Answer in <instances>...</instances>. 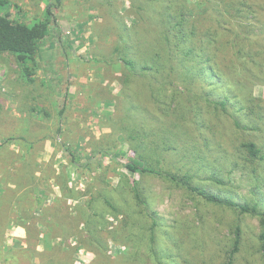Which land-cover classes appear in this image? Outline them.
<instances>
[{
  "label": "rangeland",
  "instance_id": "rangeland-1",
  "mask_svg": "<svg viewBox=\"0 0 264 264\" xmlns=\"http://www.w3.org/2000/svg\"><path fill=\"white\" fill-rule=\"evenodd\" d=\"M201 1L191 0L195 12ZM151 4L0 0V13L13 22L31 24L43 17L46 6L54 18L39 43L33 81L23 77L15 55L0 52V264L23 246L4 235L20 222H27L26 245L38 251L32 264H225L230 255L235 264H264L256 216L208 203L164 176L124 167L130 160L155 165L151 152L140 159L142 148L133 147L136 141L127 135L134 125L142 127L146 146H160L165 169L191 166L194 180L208 190L264 209V159L256 164L243 160L237 146L248 134L228 116L211 109L206 114L213 131L205 134L215 141L210 140L206 157L197 151L199 161L181 156V146L191 144L183 137L171 141L175 149H162L160 127L146 117L149 111L164 119L148 96V79L130 75L128 80L113 51L121 20L133 35L137 15ZM242 75L236 71L232 80L220 75L210 88L249 122L236 86L244 82ZM259 77L252 93L264 97V76ZM256 136L264 139V133ZM135 180L146 208L131 191ZM36 200L42 212L30 211Z\"/></svg>",
  "mask_w": 264,
  "mask_h": 264
},
{
  "label": "trees",
  "instance_id": "trees-1",
  "mask_svg": "<svg viewBox=\"0 0 264 264\" xmlns=\"http://www.w3.org/2000/svg\"><path fill=\"white\" fill-rule=\"evenodd\" d=\"M150 1L152 4L147 12L141 17L137 15L133 35L128 34V27L121 20L122 33L113 51L124 63L128 80L130 75L147 77L148 96L164 119L158 120L149 111H146V117L157 121L159 134L163 135L162 149H175L171 141L183 137L191 144L181 146L182 157L199 161L198 152L202 153V158L206 157L210 140L215 141L211 139L215 138L213 135L205 134V130L213 131L210 120L206 118L211 109L215 111L214 114L228 116L238 130L248 134L239 142L237 151L243 155V160L251 164L259 163L264 159V139L259 140L256 135L264 133V97L253 95L252 84L260 83L257 81L262 79L259 76H264V0H202L195 8H198L196 12L191 0ZM43 14L41 19L27 24L13 22L0 13V52L15 55L23 77L29 82L33 81L39 43L54 20L50 6H46ZM143 24H146L144 29ZM150 31L152 37L148 35ZM236 71L237 74L242 71L245 76L242 75L244 82L238 80L236 86L243 106L251 117L249 122H243L237 116L227 97L210 88L212 80L218 76L226 75L232 80L231 74L235 75ZM169 91L174 100L166 99ZM177 98L179 101L175 103ZM133 127L135 130L127 135L130 141H136L133 147L142 148L143 152L138 156L145 161L147 153H153L155 165L147 166L145 162L130 160L124 164L125 168L134 173L164 176L208 203L232 207L241 213L256 216L264 255V209L258 203L236 201L208 190L194 180L196 170L191 166L183 164L176 171H168L163 167L164 157L158 150L160 146L154 144L147 147L146 135L140 130L142 127ZM198 139H201L203 148H199ZM214 145L220 148L218 142ZM225 151L222 150L223 153ZM207 178L222 182L214 176ZM130 187L137 203L146 208L145 196L137 181ZM43 209L37 200L30 206L31 212H42ZM37 230L38 236L42 237L40 228ZM238 242L239 236L236 234L234 248H237ZM36 256L37 249L26 245L15 248L4 260L5 264H32ZM225 264H235L232 255Z\"/></svg>",
  "mask_w": 264,
  "mask_h": 264
},
{
  "label": "crops",
  "instance_id": "crops-1",
  "mask_svg": "<svg viewBox=\"0 0 264 264\" xmlns=\"http://www.w3.org/2000/svg\"><path fill=\"white\" fill-rule=\"evenodd\" d=\"M24 224H27V222H20L16 224L14 223L12 224V227H8V229H6L4 233V235H6L5 237H8L10 235V240L15 239L20 242L21 245H23L22 247L26 246V228ZM19 247L21 246L19 245Z\"/></svg>",
  "mask_w": 264,
  "mask_h": 264
}]
</instances>
